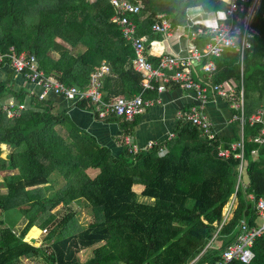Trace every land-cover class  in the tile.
I'll return each mask as SVG.
<instances>
[{
  "label": "trees",
  "instance_id": "trees-1",
  "mask_svg": "<svg viewBox=\"0 0 264 264\" xmlns=\"http://www.w3.org/2000/svg\"><path fill=\"white\" fill-rule=\"evenodd\" d=\"M139 1L144 8L134 19L139 35L149 38L159 15L172 28H188V9L214 14L225 9L221 0ZM263 7L261 0L252 21L256 34L242 59L239 52L225 48L218 56L203 58L202 65L209 59L213 63L209 77L204 71L193 76L206 87L207 101L216 97L213 85L226 84L233 92L223 101L228 106L242 102L244 165L237 189L239 161L217 159L213 147L239 139L238 120L231 121V140L216 138L208 144L196 127L178 122L173 138L163 142L164 154L158 145L134 154L122 146L114 154L52 100L40 102L34 95L12 118L0 104V212L14 209L24 219L18 231L0 220V264H21L22 258L33 255L46 264H216L236 242L244 219L255 226L256 201L264 198V143L259 140L260 125L251 126L247 119L264 108ZM113 14L105 0H0V53L12 47L15 54L34 55L45 75L81 90L91 73L106 64L109 72L100 79L103 100L130 99L141 91V74L133 68L132 44L111 21ZM207 41V36H199L195 45ZM6 82H0V103L8 91ZM27 93H14L17 104H24ZM156 94L147 91L143 98ZM75 107L90 112L94 108L86 101ZM230 113L241 116L239 108ZM136 117L102 121L116 122L122 134H132ZM136 178L145 180L140 193L134 191ZM233 195L238 206L220 227L222 208ZM138 196L150 202H140ZM78 207L92 215L85 226L77 224ZM35 228L45 230V241L51 243L35 247L27 242L30 230L33 237L38 233ZM213 239L216 247L209 245ZM89 249V258L81 262L79 253ZM252 249L249 264H264V233Z\"/></svg>",
  "mask_w": 264,
  "mask_h": 264
},
{
  "label": "built area",
  "instance_id": "built-area-1",
  "mask_svg": "<svg viewBox=\"0 0 264 264\" xmlns=\"http://www.w3.org/2000/svg\"><path fill=\"white\" fill-rule=\"evenodd\" d=\"M94 1L97 0H88V2ZM105 1L114 11L111 21L118 26L122 36L134 48L133 68L141 74V91L139 94L130 99L117 96L109 101L103 100L100 79L109 72V67L106 64H102L91 73L88 86L83 90L78 86L76 88V86L62 85L55 78L45 75L34 55H28L25 52L15 54L12 47L8 48L7 53H0V65L7 67L14 76H21L36 88L38 90L36 97L40 102L45 101L50 95L60 97L74 106L79 102L86 101L94 106L91 113L99 120L115 117L132 121L146 107L152 105V101L143 98L145 92L155 91L161 93L167 84H176L184 91L193 94L197 101L195 106L178 115L180 121L196 127L200 138L208 144L215 142L216 138H219L217 131L203 111V106L207 102V89L194 79L192 74L193 62H199L202 58L218 56L225 48L239 52L242 59L244 51L250 47V40L256 34L252 27V21L261 0H221L225 6L223 12L215 14L212 21L199 22L192 20V24L187 28L191 41L195 42L199 36L208 37V41L202 47L194 45L185 55L162 54L156 64L146 56V38L144 35H139V26L134 19L142 12L143 4L139 0ZM159 18L160 20L152 25V30L167 34L172 26L164 15H159ZM262 18L264 19V7ZM198 22L200 25L193 27ZM202 70L208 77L210 76L213 70L211 59L202 65ZM211 90L220 98H227L233 92L226 84L213 85ZM233 107L241 110L240 117L233 116L230 118V121H239V139L227 146L218 144L213 147V151L217 159L224 160L231 157L239 161L236 176L237 189V186L241 183V173L244 165L243 125L245 120L242 116V102L234 104ZM2 108L7 117L12 118L26 109V105L10 102L3 105ZM247 122L251 126L260 125L259 140L264 143V108H260L253 113L247 119ZM173 136L174 133H168L163 142L169 141ZM163 142L151 140L145 146L139 148L133 145L127 136H122V146L132 154L158 145L159 153L162 155L165 153ZM252 154H255V152L252 151ZM251 199L253 200L254 197L251 196ZM224 206L221 211L222 222L220 227L231 217V206L226 204ZM255 209L260 224L250 226L244 219L240 224V233L236 242L221 253L220 260L216 264H249L253 260L255 255L252 249L253 243L257 237L264 233V198L256 201Z\"/></svg>",
  "mask_w": 264,
  "mask_h": 264
},
{
  "label": "crops",
  "instance_id": "crops-1",
  "mask_svg": "<svg viewBox=\"0 0 264 264\" xmlns=\"http://www.w3.org/2000/svg\"><path fill=\"white\" fill-rule=\"evenodd\" d=\"M187 16L191 21L197 20L202 22L204 20L212 21L215 14L205 13L199 7H193L187 10ZM144 36L146 38V56L149 59H158L162 54L185 55L188 53V50L196 44L194 41L190 40L187 28L183 26L173 27L167 34L154 32L150 38L148 35ZM202 60L203 58L199 62H193V76L203 73ZM5 79H7L5 86L8 91L0 104L7 105L10 102L17 103L14 93L25 90L28 93L24 104L28 106L32 96H36L38 90L26 82L21 76H14L7 67L2 66L0 68V82H3ZM46 100L56 102L60 110L67 108V114L78 127L94 135L99 143L108 145L114 154L119 153L122 148V136H127L133 145L139 148L145 146L151 140L163 142L168 133H174L176 124L181 122L178 115L188 110L190 107L195 106L197 102L193 94L184 91L176 84H167L164 91L157 93L154 98L146 99L152 101V105L146 107L144 111L136 117L137 125L133 133L122 134V130L116 122L99 120L90 111L81 110L54 95L48 96ZM231 108H234L233 105L228 106L226 102L223 101V98L218 96L211 101H207L203 106L206 117L217 131V135L221 140H231L235 136L233 126H231L233 122L230 121V118L233 117L230 113ZM1 147L7 148L5 144H1ZM164 150L166 151L165 147ZM144 184L145 180L136 178V185L142 186L143 188ZM141 190H139L138 193H140ZM228 205L231 206V217H233L234 211L238 206V199L235 195L229 198ZM209 245L212 246L211 242ZM84 251L90 252V249Z\"/></svg>",
  "mask_w": 264,
  "mask_h": 264
},
{
  "label": "rangeland",
  "instance_id": "rangeland-1",
  "mask_svg": "<svg viewBox=\"0 0 264 264\" xmlns=\"http://www.w3.org/2000/svg\"><path fill=\"white\" fill-rule=\"evenodd\" d=\"M3 173L4 172H0V176H2ZM3 189H4V186H3L2 181L0 180V191H3ZM141 189H142V186H138L135 183L134 191L138 193V191ZM53 190H54L53 188H49L47 190V193L52 194L54 192ZM138 200L140 202H150V199L143 198L142 196H138ZM228 203H229V200L227 201L226 205H228ZM56 210L61 211L58 208ZM77 211L79 212L76 216L78 225L85 226L92 221V215L89 209L78 207ZM61 214L63 215V212ZM4 219H6V225L16 231L21 230L24 225L23 217L19 215V213L14 209H11L7 211L6 213L0 212V220H4ZM256 224H260V221L258 219L256 220ZM35 229L38 231V233L34 234V237H33V231L30 230L27 236L25 237V240L27 242L31 243L35 247H40L41 245H48L51 243V242L49 243L45 241V236L47 235V232L41 231L37 228ZM211 244L212 246H216L218 242L216 239H214L211 241ZM89 253H90L89 251L80 252L79 253L80 261L83 262L85 259H87L90 256ZM21 264H46V262L44 261L42 257L33 255V256H26L22 258Z\"/></svg>",
  "mask_w": 264,
  "mask_h": 264
},
{
  "label": "water",
  "instance_id": "water-1",
  "mask_svg": "<svg viewBox=\"0 0 264 264\" xmlns=\"http://www.w3.org/2000/svg\"><path fill=\"white\" fill-rule=\"evenodd\" d=\"M76 86V85H75ZM76 88H78L77 86H76Z\"/></svg>",
  "mask_w": 264,
  "mask_h": 264
}]
</instances>
